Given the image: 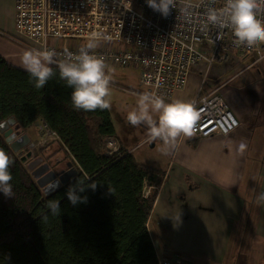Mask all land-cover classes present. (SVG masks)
<instances>
[{
	"label": "trees",
	"instance_id": "16d2710c",
	"mask_svg": "<svg viewBox=\"0 0 264 264\" xmlns=\"http://www.w3.org/2000/svg\"><path fill=\"white\" fill-rule=\"evenodd\" d=\"M51 67L56 75L36 89L25 70L0 56V149L13 161L14 193L0 192V264H156L147 222L164 171L122 146L108 155L105 140L117 141L109 109L75 110L72 88L59 79L58 65ZM10 119L23 129L43 123L55 133L37 152L57 173L74 168L57 189L45 194L25 157L10 147L1 128ZM77 182H95L96 189L86 188L80 195L87 202L73 206L67 191ZM50 201H59L60 215L51 214Z\"/></svg>",
	"mask_w": 264,
	"mask_h": 264
},
{
	"label": "crops",
	"instance_id": "0c3cea01",
	"mask_svg": "<svg viewBox=\"0 0 264 264\" xmlns=\"http://www.w3.org/2000/svg\"><path fill=\"white\" fill-rule=\"evenodd\" d=\"M25 43L15 30L14 0H0V56L24 70L20 57L29 49ZM256 59L232 50L204 79L207 93L217 90L239 125L226 135L186 141L179 156L161 153V164L150 165L164 175L147 230L155 250H165L169 257L184 252L188 264H264V205L257 200L264 193V58ZM203 78L193 70L172 100L191 103ZM240 143L246 145L242 157L234 155ZM194 166L230 171L236 183L220 186Z\"/></svg>",
	"mask_w": 264,
	"mask_h": 264
},
{
	"label": "built area",
	"instance_id": "2783aa9c",
	"mask_svg": "<svg viewBox=\"0 0 264 264\" xmlns=\"http://www.w3.org/2000/svg\"><path fill=\"white\" fill-rule=\"evenodd\" d=\"M185 2L196 5L191 20L181 13L180 0L166 18L153 11L146 0H130V9L128 0H14L15 30L29 49L54 50L57 65L65 51L78 54L90 33L103 32L111 39L102 41L94 54L102 56L106 64L139 67V83L149 94L169 102L176 91L185 87L191 72L200 71L203 83L191 102L200 113L196 138L226 135L239 122L217 90L201 92L204 79L215 63L229 58L232 50L255 54L256 61L263 59L264 45L239 46L231 29L204 27L209 11H222L224 0ZM108 42L120 47L109 49ZM39 128L43 141L56 137L45 124ZM105 147L110 155L118 151L119 145L107 138ZM165 252L155 250L156 264H188L186 253L169 257Z\"/></svg>",
	"mask_w": 264,
	"mask_h": 264
},
{
	"label": "clouds",
	"instance_id": "9594fccd",
	"mask_svg": "<svg viewBox=\"0 0 264 264\" xmlns=\"http://www.w3.org/2000/svg\"><path fill=\"white\" fill-rule=\"evenodd\" d=\"M147 5L168 17L173 9H177L178 0H146ZM181 13L186 19L191 20L192 10L196 5L180 0ZM130 0L128 8L130 9ZM264 0H224L222 11L210 10L206 17L207 28L209 25L217 29H231L235 42L239 46L257 48L264 45ZM111 37L103 32L94 31L87 37V42L79 49L78 54L65 51V57L58 63L59 79L72 88L71 101L75 110L95 111L111 108L110 84L112 75L102 56L94 54L102 41ZM54 50H25L20 59L21 66L34 81L36 89H42L56 75L51 65L56 64ZM200 113L188 102L181 100L166 101L159 95L145 93L137 100V107L128 112L126 120L134 127L144 125L147 127L148 142H161V153L166 156H179L185 142L196 137L197 124ZM246 145L240 143L234 155L242 157ZM198 154L192 158L197 159ZM13 163L6 151L0 149V192L5 197H13V187L10 181L13 177L9 171ZM194 171L208 172L213 180L220 186L230 187L236 183L235 176L230 171L218 170L213 167L194 166ZM86 188L96 189V183L77 182L67 191V198L73 206L86 203L87 197L81 196ZM109 192L113 191L109 188ZM258 203L264 205V193L258 198ZM52 215L61 214L59 201H50L47 205ZM46 220L47 217L45 216ZM180 221V216H179ZM179 223V222H177Z\"/></svg>",
	"mask_w": 264,
	"mask_h": 264
},
{
	"label": "rangeland",
	"instance_id": "374dc122",
	"mask_svg": "<svg viewBox=\"0 0 264 264\" xmlns=\"http://www.w3.org/2000/svg\"><path fill=\"white\" fill-rule=\"evenodd\" d=\"M107 47L109 49H116L120 47V45L116 44L115 42H108ZM107 65L108 69L110 70V74L112 75V82L110 84L111 96L109 97L111 101V108L109 109V112L111 120L114 123L117 138L126 143L125 145L127 149L133 154L136 161L147 165H153L155 161V165L159 166L161 164L162 157L158 141L148 142L147 127L144 125L134 127L126 120L127 113L137 107V100L139 99V97L145 93H148L146 87L139 83L141 76L140 68L133 65ZM133 91H135L136 93H133ZM39 127V122L34 123L27 129L20 128L13 123L6 122L1 127L3 132L10 130L16 136H19L23 134L22 132L26 131V134L24 132L26 140L29 138L31 140H28L25 144L19 146L16 150L20 153L21 156L25 157L23 159L25 165L39 156L42 157L37 152V146H44L50 140V138H47L43 141V134L40 135ZM27 134L29 135L27 136ZM9 135H7V137ZM153 143L155 146H151V144ZM28 153L29 155H27ZM70 164L71 163L69 161L68 166ZM67 173L69 175H72L74 173V168L69 167Z\"/></svg>",
	"mask_w": 264,
	"mask_h": 264
},
{
	"label": "water",
	"instance_id": "95a60500",
	"mask_svg": "<svg viewBox=\"0 0 264 264\" xmlns=\"http://www.w3.org/2000/svg\"><path fill=\"white\" fill-rule=\"evenodd\" d=\"M7 122L13 123V120L10 119ZM7 135L12 138L15 134H13L10 130L3 132V136H5L9 141ZM21 139H23V141L20 144H16L19 143ZM27 141L28 139L26 140V136L23 134L22 137L17 138V140L11 142L9 145L13 150H17L19 146L25 144ZM27 155H29V153ZM26 167L31 172V175L35 179L37 185L43 190L45 194L57 189L70 176L67 172L57 173L53 171L50 169L49 164L42 162V157L40 156L31 160L28 164H26Z\"/></svg>",
	"mask_w": 264,
	"mask_h": 264
},
{
	"label": "flooded vegetation",
	"instance_id": "af4514ba",
	"mask_svg": "<svg viewBox=\"0 0 264 264\" xmlns=\"http://www.w3.org/2000/svg\"><path fill=\"white\" fill-rule=\"evenodd\" d=\"M22 135H23V134H21V135H19V136L14 135L12 138H11L10 136H8L9 143L14 142L15 140H17V138L22 137ZM22 141H23V139H21V140L19 141V143H16V144H20ZM42 162H43V161H42Z\"/></svg>",
	"mask_w": 264,
	"mask_h": 264
}]
</instances>
